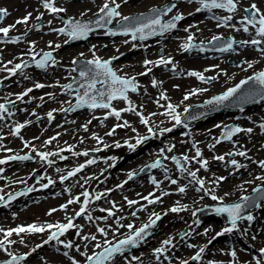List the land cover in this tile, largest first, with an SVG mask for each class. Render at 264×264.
Returning a JSON list of instances; mask_svg holds the SVG:
<instances>
[{"label":"rangeland","instance_id":"374dc122","mask_svg":"<svg viewBox=\"0 0 264 264\" xmlns=\"http://www.w3.org/2000/svg\"><path fill=\"white\" fill-rule=\"evenodd\" d=\"M26 1H34L35 4L27 6L24 4ZM167 1L170 0H116V3L120 4L118 11L121 16H126L134 12L150 10ZM105 2L106 0H76L73 2L70 0H55V6L64 8L66 11L53 14L43 7L42 0H0V8H5L8 12V15L0 21V27L12 26L7 37L0 34V81H4L5 84L2 92H0V104L8 101L14 102V107L4 112L2 114L4 118L0 120V143L14 146V150L6 147V176L0 174V187L7 189L6 185H10L13 188L24 186L31 188L35 183L32 178V173L35 170L41 171L43 176L47 178L46 182L43 177L39 178L42 184L45 185L52 177L56 185L59 182L57 180L59 177L67 176L73 170V166L79 167L80 162L87 160L82 153L87 152L89 154L90 150L97 149L101 154L100 158H96L100 159L97 160V164L82 175L83 179H80V177L71 179L74 186L73 190L63 191L58 196L46 195V198L39 197L32 203H25L23 207L16 206L12 211L15 213L17 208L21 210L22 217H19V219L15 217L16 215L10 216L8 211L0 213V229L6 232L9 229L20 226L26 227L31 224L64 223L72 216L74 219L79 205L77 202L68 204V201L70 199L75 200L77 197L82 200L83 193L93 189L96 185L93 183L94 179L100 177L102 178L101 187L106 191L101 195V198L104 199L103 202H106V206H110L109 209L114 212V216L110 219L107 214L104 216L98 214V218L109 220L108 226L103 227L107 235L99 233L94 228L96 240L92 241L91 248L86 250L88 255H94L104 247L113 245L120 239H126L141 226L148 223L150 217L154 219L155 217L152 214L157 213L164 217L158 228L159 230L154 236L142 243L139 248L132 249L133 253L146 251L145 256L140 257L138 261L133 259L127 262L125 255L118 254L110 259L107 264H174L178 260L177 264H181L182 261H188V264H191V258L201 247L211 246V249H213V244L214 246L217 245L219 239L210 230L205 234V230L208 229V227H204L205 225L199 229V236L193 239L191 236L197 223L195 222L194 225L188 227L189 223L194 220H198L200 223L218 221L228 225L226 215L219 217L213 214V218H210L209 215L202 212L203 209L222 201L227 203L239 201L245 195L253 192L257 185L264 184L262 179H257V177H264V168H261L258 163L264 161V131H251L245 138L246 146L241 144L233 146L227 152L228 154L229 152L235 153L247 150L249 156L247 160L242 156L230 157L227 154L224 155V161L208 160L207 155L202 154L201 158L208 161L207 169H204L200 167L197 159H194L196 149L217 145L216 140L220 139L224 127L229 123H238L242 129L251 128L252 125H247V121L243 124L247 120L244 116L252 118L253 114L259 115L260 112L258 119L264 122V106L255 110L251 109L243 115H232L227 111L226 113L230 114L228 118H225L222 113V116L220 114L214 116L216 120L202 118L188 123L189 135H187L188 131L182 128L183 123L177 128L175 121L170 116L162 113L166 112V106L169 103H186L185 108L189 107L222 92L226 88H230L243 78L253 75L259 70H264V52L259 50L264 48V42L255 46V52L245 49L240 43L236 45L238 47L234 46V48L236 47L235 54L228 55L229 51H227L224 54L207 56L208 53L202 55L201 51L198 50L181 55L182 50H184L181 46L189 43L188 37L190 35L193 37L190 43L208 42L214 36L232 37L240 40V42L258 38L255 36V29L251 26H249L250 37L247 36L239 22L245 16L244 10L253 3L260 9L261 14H264V0H235L237 3L235 13H229L225 10H210L211 13L204 11L198 12L199 14L196 9L201 5L196 0H191V2L190 0H179L171 15L181 14L184 20L178 26V29H174L167 35L171 39L161 40L157 44H154V42H135L131 36L108 38L105 35L106 32L101 30L93 32L86 42L75 44L78 49H74L76 48L74 45L65 46L68 36L57 31H49L63 27L64 21L60 19L62 13L76 18L93 17L99 13L100 7ZM107 2L110 3V0H107ZM190 8L196 11L192 16L187 12ZM28 13H31V18L27 24L16 23L17 20L22 19ZM229 15L233 19L224 24L223 18ZM37 16L42 18L38 20L36 19ZM42 21H44L43 24H41ZM16 37H19L16 43L8 42ZM57 45L59 47H56ZM94 45L96 47L91 50L89 46ZM82 47H85V50ZM47 50H55L54 60L56 63H52L45 72L38 69H28L30 71L12 76L9 71L5 70L13 68L24 59L32 58L34 54H40ZM160 50L164 51L161 56L165 59L170 58L172 64L157 66L153 63L146 67L144 65L145 60L155 62L161 58L159 55ZM85 51L89 55L83 54ZM124 53L123 59L115 63L114 68L123 77L136 78L138 91L131 93L128 99L136 108V111L149 119L148 125L142 124L140 117L134 112L121 113L119 120L114 117L110 127H105L99 120L92 121V118L84 116L89 110L76 114L72 111H63V109H68L76 100V92L66 91L63 87L77 74L73 70V61L76 58L94 59V57H99L100 59H107ZM180 56H184V58H180ZM222 56H226V59L223 60ZM201 57L207 60L197 61L194 59ZM249 63L252 67H248ZM173 67L175 68L174 71ZM148 68L151 69L150 72L147 71ZM191 71L199 72L204 77L214 79L210 83L205 80L201 81L195 76H189L188 73ZM145 72H147L146 75H141ZM191 79L193 82H191ZM153 80L157 81L155 87L152 84ZM36 83H41L45 87L35 88ZM189 83L195 87L196 93L206 92L208 95L198 94L197 99L185 100V95H188V97L193 96V94L187 92L186 86ZM223 85L226 87L224 88ZM29 88L33 90L28 95L23 96V100L18 99V96ZM215 90L217 91L213 92ZM162 93L167 99H160ZM127 104L126 101L117 100L112 103V107L117 106L120 109ZM174 106H176V112L181 117V114L185 113V108L182 109L179 105ZM107 110L102 108L99 111L105 112ZM9 112L11 115L8 114ZM49 112L53 116L51 120L48 118ZM125 121L128 122V126L116 127L118 124L123 125ZM218 121L224 122L218 124ZM18 124H24V129L19 134H13ZM85 125L87 130H85ZM165 125H169L167 128L172 130L176 129L177 132L170 131L161 134L160 130ZM149 127L152 128L151 133L148 131ZM113 128H115L113 134L108 135L107 133L111 132ZM241 134L240 132L237 136L239 137ZM53 137L55 139H52ZM142 137H150V140L138 144L141 146L136 155L138 157H129L128 154H130L131 148L127 147L125 143L129 140L137 141ZM49 140L51 142L45 144ZM231 141H221L220 143ZM117 144L120 146L117 147ZM169 147L172 148V151L167 150ZM20 148H24L25 151L30 150L35 156L36 162L10 169L9 161H7L8 156L17 153ZM47 149H50L53 153H60L58 158L63 157L62 161L51 168L47 165L46 160H42L38 155V153H46ZM132 149L134 150V148ZM175 155L182 158L184 156L189 157L184 165L187 171L182 173L177 168L176 163L171 159ZM158 158H162L166 165L163 169H157L149 175L142 176L148 180V186L140 185L142 177L133 182L130 181L129 173H138ZM233 158L239 164L251 167L252 173L250 175L243 174L240 179H236V184L231 185L228 176L231 166L230 160ZM71 159L72 161H70ZM219 164H223V168H220L216 176L213 177L212 172L218 169ZM95 171L98 176L89 178L88 176ZM165 171L168 172L166 175L168 178L163 179L160 174ZM190 171H196L197 179L204 180V188L201 191L196 190L200 186L192 181V178L188 175ZM153 177L156 178L159 187L152 183ZM220 177L224 179H218ZM68 178H71V176ZM171 179L177 180L178 183L172 184ZM225 179L228 180L225 181ZM242 181L245 183H242ZM179 187H185V192L180 193L178 191ZM109 189H113L114 192L111 193ZM121 189H127L128 199L116 205H111L108 201L114 199ZM0 193L2 192L0 191ZM164 193H168V195H164ZM212 195L221 199L214 201L211 199ZM144 197L156 202L149 204ZM38 200L42 204L37 206L35 203ZM129 200L137 203L130 206L128 204ZM62 205H67V208H62ZM173 207H180L183 210L172 212L170 209ZM263 208L264 203L261 204L259 209L250 211V215L254 217L252 221L242 220L237 223V228L231 233L235 238L225 239L228 246L226 250H220L216 254L212 252L207 255L201 253L200 260L195 264H256L257 259H260L264 264V256L259 252L260 249H264ZM51 209H56V211L51 212V215H49ZM77 218L78 220L82 219L84 215ZM97 222L100 224L99 220ZM16 223L20 224L17 225ZM181 224L186 225V227ZM128 225L133 227L129 228ZM55 230H46L43 233L24 232L19 235L13 233L9 237L13 243L11 245L6 244L4 249H0V261H7L10 258L9 253H11L12 255L27 254L28 258L23 264H73V261H76L77 264H87L86 257L84 256L85 259L83 260L82 255L77 251V248L80 251L84 249L82 240L80 242L75 240L78 231H67L59 237V240L64 243L71 242L72 248H65L64 243L52 240L51 244L55 245L54 250L48 247L47 252L43 251L42 255L37 250L31 253L33 248L30 245H33V242L42 240V238L47 239L51 232ZM84 231L88 232L89 230L85 228ZM4 232H0V239H4ZM185 233L187 234L185 235ZM44 235L47 238L42 237ZM153 238L157 239H154L149 245ZM169 239L171 243L163 245L162 242ZM241 239L244 242L243 246L248 247L250 253L238 254L236 252V256L232 257L231 252L233 250L231 248H233L236 240ZM179 241L187 243L182 248L180 245L175 246ZM97 244L100 245L99 248L96 247ZM161 247L164 248L163 253L156 254L154 250ZM244 247H238V250L242 251ZM56 249L60 250V253Z\"/></svg>","mask_w":264,"mask_h":264},{"label":"snow or ice","instance_id":"6c2138e0","mask_svg":"<svg viewBox=\"0 0 264 264\" xmlns=\"http://www.w3.org/2000/svg\"><path fill=\"white\" fill-rule=\"evenodd\" d=\"M191 2V0H190ZM197 2L201 5V7L197 8L196 11L200 12L202 9H208V10H212V9H224L229 13H235V11L237 10V3L235 2V0H197ZM42 4L43 7L45 9H47L50 13H61V12H65L66 9L64 8H58L55 6V0H42ZM175 5H171L170 7H166L165 9H163L162 11L159 9H153L151 10V14L148 16H145L144 14H141L138 17H134V18H129L127 16H121V13L118 11V9L120 8V4L116 3V0H110V3L106 2L103 4L102 7H100L99 9V13L97 14L99 16V18L95 21V25L98 27H105L107 24H111L112 23V19L115 17H120L121 18V30H122V34L127 36L129 34H131L132 40H136L138 38V34H139V39H146L147 36L149 35H155L158 34V30L159 33L162 34L163 32L170 30V29H174L176 28L177 21H180L182 19H184V17L182 15H177L175 17H173V19L167 23H162L160 16L163 14H166L167 12L172 11V8H174ZM245 12L248 13V15L244 16L242 18V20L239 22L242 25V30L247 33L249 32V26H251L252 28L255 29V36L258 38H252L250 41H242L240 42L242 45H261L262 42H264V14H261L260 9L257 7L256 4H251L250 9H245ZM8 12L7 9L5 8H0V19H3V17L7 16ZM31 18V13H28L26 16H24L22 19L17 20L16 23L17 24H27L29 19ZM41 16H37L36 19H41ZM233 19V17L231 15L226 16L223 18V22L224 24H227L228 21H231ZM131 20V22H129ZM50 23V22H49ZM91 23L92 22H81L79 20H74V19H70L65 21V27L59 28V29H54V31H57L61 34H64L66 36L69 37V39L71 40H78V39H84L87 38L88 34L90 32L93 31V28L91 27ZM12 26L9 27H0V34H3V36L7 37L9 31L11 30ZM234 27V26H233ZM239 30V29H237ZM187 31V29H186ZM109 34L111 35H116L117 33L112 31L111 29H109ZM193 39V37L190 35L188 37V41L189 43H185L183 44L181 47L184 48L185 50L191 49L193 47H196L195 45H192L190 43V41ZM19 40V37H16L14 39H11L8 42L11 43H16ZM222 38L218 37V36H214L213 37V43L214 44H219V46L217 47L216 50L224 52V51H229L233 49V45L236 43V41L234 40H227L222 42ZM127 42V41H126ZM56 47H59V45H57ZM260 51L264 52V48H260ZM115 59V58H114ZM33 60L35 61L36 67L38 68H45L46 65L49 63V61H51L53 64L56 63V61L53 59L52 57V53L51 52H46L43 54V57L39 60H36V57L33 56ZM11 63V62H9ZM73 63H77V61H73ZM111 60H101L99 57H94V59L89 60L86 62V64L84 65L83 69L79 72V76L81 78L82 81H85L83 83H80V88L84 89V91L81 93L79 91V89H77V94H76V103L74 106L68 108V109H63V111H75L78 108L81 107H87L89 109H96V108H103V109H109V112L107 113V115L105 116V119H107L108 116H114L117 120L120 119L121 117V111H125V112H134L137 116L140 117V122L144 125H148L149 124V119L145 118L140 112L136 111V108L132 105L131 101L128 99V95L127 93L129 91L131 92H136L138 85L136 82V78L135 77H123L120 75H117V72L113 70V68L111 67ZM155 63L157 66L164 64V65H168V64H172V60L169 59H165L163 58V56H161V58L158 61H149V60H145L144 61V65L147 67V65L149 64H153ZM27 65L24 64H16L13 68L11 69H5L7 71H9L12 75H15L17 70L22 69L23 67H25ZM248 67H252V65L249 63ZM75 70V69H73ZM175 70V68L173 67V71ZM148 72L151 71L150 68L147 69ZM147 72L145 73H141V75H146ZM189 76H195L198 79H200L201 81L205 80V77L203 76V74L199 73V72H195V71H191L188 73ZM214 79V78H213ZM250 80H254L256 84L260 85L261 87L258 89H251L249 90V92L247 94H245L244 96L241 97L242 101H247L249 98H253L254 96H259L260 99H264V71L257 73L254 77H249L248 80H242L240 82V84L236 85L233 88H229L224 94L220 95V96H216L214 97L212 100H209L207 103L209 104H220L223 103L224 101L229 100L230 97L234 96V94H236L243 85L248 84ZM106 85L107 88L106 90L104 88H97V85ZM153 86H157V81L153 80L152 81ZM45 87V85L41 84V83H36L35 84V88H43ZM65 89H72V84H68V85H64L63 86ZM33 89L29 88L27 89V91H25L22 95L18 96V99L23 100V96L28 95L29 92H31ZM191 94H196V92H192ZM189 97L188 95H185L184 99L187 100ZM123 100L126 101L128 103V107L124 108L122 110H117L115 108H112V101L113 100ZM160 99H167V97L162 93L160 96ZM167 110L166 112L162 113L163 115H167L170 116L171 119L173 121H175L176 125H180L182 124V120L180 115L176 112V106L172 105V104H168L167 106ZM8 109L4 104H0V120H2L3 117V113L7 112ZM185 112L188 111L187 108L184 109ZM9 115H11V113H8ZM154 115V114H153ZM48 118L49 120H51L53 118L52 113L49 112L48 113ZM25 125L24 124H18L16 125L15 129H14V133L13 134H19L21 128H23ZM124 126H128V122L125 121L123 125H116V127H124ZM186 126V125H185ZM260 127L262 129H264V124L260 125ZM85 130H87V126L85 125ZM115 131V128H113V130L109 133H107L108 135H112L113 132ZM148 131L151 133L152 132V128L149 127ZM172 131V129L170 128H165L161 130V134L163 132H170ZM241 131H246V132H251L252 129H241L240 127H233V126H227L226 129L222 132L221 138L216 140V143L219 144L222 140H232L233 135H235L236 133H239ZM98 140L99 138L96 137ZM149 137H142L140 139H138L136 141V144H140L143 141H146ZM52 139H55V137H53ZM51 140L46 141V143H50ZM102 142V141H101ZM117 147H119L120 145L117 144ZM129 148H134V145L129 144L128 145ZM215 145H210V149L214 148ZM195 147V145H194ZM168 151H172V148L169 147L167 149ZM163 152V150H161ZM83 155L87 156L88 153L84 152L82 153ZM38 155L41 157L42 160H46L48 161V157L50 155H57V153H38ZM228 156L232 157L235 155L238 156H242L245 157L247 154L244 151H239V152H229L227 154ZM202 157V153L200 151L199 148L196 149V153H195V158L197 159V162L200 163V167L207 169V165H208V161L204 160L201 158ZM30 157L28 156H24V157H10V159H29ZM217 160L220 161H224L225 157L224 156H216L214 157ZM61 159H63V157H61ZM175 163L177 168L183 173L185 171H187V169L184 167V165L181 164L180 159L176 158L175 156H173L171 158ZM184 161H188L189 157L188 156H184L183 157ZM5 160H0V164L5 163ZM49 164H51V161H48ZM88 164H92L95 163L94 160H88L87 161ZM259 166L261 168H264V161H259ZM230 164L232 166H235L237 169L241 168V167H246V165H241L239 164L234 158L230 160ZM160 166V161L157 160L156 162H154L153 164L149 165V167L151 168H156ZM83 167H85V165H80L79 167L73 169L72 171H70L68 173L67 176H61V182H63L65 179H67L69 176H74L76 175V173H78L79 171H81L83 169ZM59 171V170H58ZM132 173H129V178H132ZM188 175L192 178V181H194L195 183H197L200 187H198L196 190L197 191H201L204 188V180L202 179H197V172L196 171H190L188 172ZM168 178V177H166ZM220 180L224 179L223 177L218 178ZM257 179H264V177H257ZM49 184L53 183V181L49 180L48 181ZM153 184H156L157 187H159V185L157 184V181L153 178L152 180ZM171 183L172 184H177V180L175 179H171ZM44 187H47V185H44ZM32 189H29V191H31ZM186 188L185 187H179L178 191L180 193L185 192ZM254 192L258 193V195L256 197H242V199L244 201H248L251 204L255 205V206H259L258 204H256V201L258 199L264 198V188H255L253 189ZM21 195L23 193H20ZM164 195H168V193H164ZM83 196L85 197L84 203L81 206L80 210L76 213V216H80L82 214H85L86 209H87V204H88V196L89 193L88 192H84ZM101 196L98 194L96 196V199H100ZM4 197L0 196V201H3ZM9 199H14L13 196H9ZM145 200H148V203H155V200H150L148 197H144ZM212 200H220L221 198L212 195L211 196ZM79 201V197H77L75 200H69L68 204H73ZM137 203L136 201H128V204L131 206L132 204ZM62 208H67V205H62ZM245 207H247V205H242L240 203H234V204H230V205H223L220 207H216L214 209V211L217 214H227L228 217V223L231 225V227H225L223 228V230L219 233H217V236H222L225 233H230L233 230H235L237 228V221L238 220H242V219H247L248 221H252L254 219V217L252 215H247L244 216L242 215V213L245 210ZM183 210L180 207H173L170 209V211L172 212H179ZM56 211V209H52L49 212V215H51V212ZM101 211H104L103 209H101ZM108 215L111 216L113 215V213L111 211L108 212ZM133 215H135V213H133ZM155 218L152 219L150 217L149 222L144 224L141 228H139L138 230L135 231L133 236H129L126 239L120 240L117 244L109 246V247H104L103 251L99 252V253H95L94 255H88L86 252L85 253H81V255H84L86 257V261L87 264H105V261L110 260L113 257V254L115 253H122L125 249L126 246L128 245H135L137 243L138 240L142 239L144 234L146 233V230L149 229L150 227L154 226L157 221H159L161 219V215L157 214V213H153L152 214ZM193 215H195V213H193ZM87 219L91 220L92 217L90 215L87 216ZM197 224H199V221H195ZM117 223H119V221H117ZM73 227H75V225L73 224V221L71 218H68V222L67 223H57V224H47V225H37V224H31L28 226H20L17 227L15 229H9L6 232H4L3 229H0V232H4V239H0V249H4L5 245H11L13 243V241H11L9 239V237H11L13 235V233L19 235L20 233H24V232H29V233H43L46 230H51V229H56V231L51 232L50 236L48 237V240H45L44 243H48L49 241L55 240L58 243H64L62 241L59 240V237L64 235L69 229H72ZM129 228H132V225H128ZM100 233L107 235V233L105 232V230L103 228H98L97 229ZM207 233V230H205V234ZM79 234V233H78ZM187 233H185L186 235ZM83 239L88 240L89 237L85 236L83 237ZM91 240L95 241L96 237L93 235L90 237ZM21 243H23V241H21ZM163 245H168L171 243V240H165L162 242ZM191 247V245H189ZM39 247V245H38ZM64 247L65 248H72L73 245L71 242H67L64 243ZM96 247H100L99 244L96 245ZM6 250V249H5ZM77 250L79 251V249L77 248ZM204 248L201 247L200 250L191 258L194 261H198L201 258V253L204 252ZM156 254H161L164 251V248H157L154 250ZM260 252L262 254V256H264V249H260ZM11 259L6 261V264H20L21 261L25 260L26 257L25 256H16V255H12L11 253H9ZM65 255H67V253H65ZM231 256L235 257L236 256V252L232 251L231 252ZM157 258H159V256H157ZM133 259H137L136 257H133ZM73 264H77L76 261H73ZM181 264H188V261H182ZM256 264H262V261L260 259L256 260Z\"/></svg>","mask_w":264,"mask_h":264},{"label":"bare ground","instance_id":"6f19581e","mask_svg":"<svg viewBox=\"0 0 264 264\" xmlns=\"http://www.w3.org/2000/svg\"><path fill=\"white\" fill-rule=\"evenodd\" d=\"M38 1V0H37ZM24 4L25 5H27V6H31V5H33V4H35V2L33 1H26V2H24ZM23 4V5H24ZM187 12L188 13H193L194 11L190 8V9H188L187 10ZM12 21V20H11ZM198 23V22H197ZM29 27V26H28ZM247 36H249L250 37V32H247ZM76 48H74V49H78V46H75ZM96 47V45H94V46H89V48L91 49V50H93L94 48ZM242 47H244L245 49H247V50H250L251 52H255V46H253V45H251V44H248V45H243ZM82 49H84L85 50V47H82ZM72 51H74V50H72ZM231 53H233V54H235L236 53V49H235V51L234 50H232V52ZM230 53V54H231ZM83 54H86V55H89L88 54V52L87 51H85ZM223 58V60L224 59H226V57H222ZM195 60H197V61H205V60H207V59H205V58H194ZM191 82H193L192 81V79H191ZM223 86H225V85H223ZM187 92H189L190 94L192 93V92H194L195 91V87L191 84V83H189L187 86ZM217 90H215V91H213V92H216ZM198 94L199 95H203V96H206V95H208V94H206V92H204V93H196V94H194L193 96H189V98L187 99V101H189V100H194V99H197L198 98ZM185 104L186 103H183V104H177V103H173L172 105H179L181 108H185ZM133 105V104H132ZM128 107V104L124 107V108H127ZM112 108H115V109H117V110H122V109H124V108H120V109H118V107L116 106V107H112ZM109 112V109L107 110V111H105V112H103V111H101V112H97L96 114H93V112L92 111H90V112H86L87 114H84V116H87V117H90V119L92 120V121H97V120H99L100 121V123H103L104 124V126L105 127H110V125L113 123V118H114V116H108L107 117V119H105V116L107 115V113ZM125 111H121V113H124ZM259 115H260V112H259ZM259 115H257V114H253V117L252 118H250V117H246V116H244L245 118H247V120H245L244 122H243V124H245V122L247 121L248 122V124L247 125H252V127L250 128V129H252V131H259V130H262L261 128H260V125H262V124H264V122L263 121H261V120H259L258 119V116ZM230 116V114H226V115H224V117L225 118H228ZM256 116V117H255ZM213 120H216V118H213ZM224 121H218V124H221V123H223ZM242 124V125H243ZM186 125V126H185ZM169 125H165L162 129H165V128H167ZM183 129H186L187 131H188V133H190V131H189V129H188V126H187V124H184L183 125V127H182ZM161 129V130H162ZM247 129H249V128H247ZM161 130H160V132H161ZM248 133L249 132H246V131H242V134L239 136V137H236L233 141H231V142H227V143H219V144H217V145H215L214 146V148H211L210 149V147L209 146H207V147H199V149H200V151H201V153L202 154H206L207 156H206V158L208 159V160H216L214 157H216V156H224L225 154H227V152L231 149V147H233V146H238V145H247L246 144V142H245V138L247 137V135H248ZM176 138V137H175ZM129 144H132V145H134V150H132L131 152H130V154H128L129 155V157H131V158H136V157H138V156H136L138 153V151H139V149L141 148V146L140 145H138V144H136V141L135 140H129L127 143H125V145L127 146V147H129L128 145ZM2 144H0V153H3L2 154V156L0 157V160H4L5 159V153L4 152H2L1 150H2ZM153 148V147H152ZM134 151H136V153H134ZM246 152V156H245V160H247L248 159V152L247 151H245ZM132 153H134L133 155H131ZM84 158H86V157H84ZM88 160H94V159H92V158H90V159H87V160H83L82 162H80L79 164L80 165H82V164H85L86 166L80 171V172H84V171H86V169H88L89 167H92L93 165H96L97 164V162L95 161V163H92V164H88L87 163V161ZM4 164V163H3ZM3 164H0V174L1 175H5L6 176V174H5V168L3 167ZM73 168L75 169L76 168V166H73ZM217 170L216 171H214V172H212V176L213 177H215L216 176V173H217V171H219V169L220 168H223V164H219L218 166H217ZM229 170H230V172H229V176H228V178H229V180H231V181H229L230 183L229 184H231V185H233L234 183H235V181H236V179H240L241 177H242V175L243 174H248V175H250L251 173H252V169H251V167H249V166H246V167H241V168H239V169H237L235 166H230V168H229ZM167 171H165V172H163L162 174H160V177L161 178H163V179H166V175H167ZM154 178V177H153ZM154 179H156V178H154ZM228 179H225V181H227ZM262 181L264 182V179H262ZM262 182V183H263ZM148 180L146 179V177H143L142 179H141V182H140V185L141 186H148ZM242 183H245L244 181H242ZM236 184V183H235ZM36 186V184H34L33 185V187H35ZM238 186V185H237ZM97 187L98 186H96V188L94 187L92 190H89L88 191V193H89V196H88V204H87V209H86V211L88 212V214H87V216L88 215H90L91 217H92V219L91 220H89V219H87V216H86V218H84V219H81V220H73L72 219V221H73V224L75 225V227H73L72 229H69L68 230V232L69 231H74V232H76V231H78V235H76V237H75V240H78L79 242L82 240V242H83V247H84V249H83V251H78L79 253H80V255H81V253H85V252H87L86 250H89L90 248H91V242L93 241V240H90V241H87V240H85V239H83V237H85V236H87V237H89V239H90V236H95L96 237V234L94 233V228H96V229H98V228H103V227H105V226H108V222H109V220H105V219H103V218H98L97 216H98V214L100 215V216H104L105 214H107L108 215V212L110 211V209H109V207L110 206H106V202H104V203H101V201H100V199H96V196L99 194L100 195V192H103L104 191V188H101L100 189V192H99V188L97 189ZM37 189H39V191H37V193H35V191L34 192H32L31 193V195H33V196H35V197H45L46 195H45V192L47 191V190H50L51 191V189H49V188H47V187H43V186H40V185H37ZM6 190V188H4L3 189V191H5ZM51 192H53V191H51ZM128 199V191H127V189H121V190H119L118 192H117V195H116V197L114 198V199H111V200H109L108 202L111 204V205H116V204H118V203H121V202H123L124 200H127ZM84 200H85V197H83L82 198V200L80 201V203H81V206L83 205V203H84ZM51 202H54V201H51ZM101 209H103L104 211H101ZM264 209V208H263ZM5 211H8V209L7 210H5ZM111 212L113 213V215H111V216H109L110 217V219H112V217L114 216V212L111 210ZM190 219V218H189ZM97 220H99V222H100V224L97 222ZM194 220V219H193ZM197 221V220H196ZM68 222V221H67ZM67 222H65V223H67ZM190 222V221H189ZM195 224V220L193 221V222H190L189 223V225H188V227L189 226H191V225H194ZM183 227H186V225H184V224H181ZM205 225V226H204ZM208 227V229H207V231L208 230H210L211 231V233L212 232H214L215 233V235H217V233H219V232H221L222 230H223V228H225V227H229V226H227V225H224L223 223H220V222H218V221H215V222H213V221H207V222H205L204 224L202 223L201 225H195L194 226V229H195V231H194V233L192 234V236L191 237H193V239H195L197 236H199V234H200V232H199V229L201 228V227ZM85 228H87V230H89L88 232L87 231H84L85 230ZM79 231H81V232H79ZM87 232V233H86ZM231 233V232H230ZM232 234H229V233H225L224 235H222V236H217V239H219L218 241V244L217 245H215V246H213V249H211V246H205L204 247V252H203V254H205V255H207L209 252H212V253H214V254H216V253H218V251H220V250H226L227 249V241H225V239H232ZM45 240H48V239H44V240H42V241H35V242H33V244L34 245H36L37 247V249H38V251L40 252V254L42 255V252H43V249H46V248H48V247H52L51 245L49 246V242L48 243H44V241ZM154 240H151L150 242H149V245L153 242ZM40 242V243H39ZM86 242H88L87 244H86ZM242 242V241H241ZM241 242H236V244H235V246H234V248H232V250L233 251H235V252H237L238 254H240V251L238 250V249H236V247H240L241 245H242V243ZM178 244H181V242H178L175 246H177ZM185 243H183L182 245H184ZM38 245H39V247H38ZM144 250V249H143ZM247 250V249H246ZM57 252L58 253H60V250H57ZM145 254H146V251L144 252V251H139V253L138 252H135V253H133V252H129L128 254H126L125 255V260L128 262V261H132L133 260V257H136L137 259H135L134 261H138V260H140V257H143V256H145ZM82 257H83V260L85 259L84 258V255H82ZM179 261V260H178ZM178 261H176L174 264H177L178 263Z\"/></svg>","mask_w":264,"mask_h":264},{"label":"water","instance_id":"95a60500","mask_svg":"<svg viewBox=\"0 0 264 264\" xmlns=\"http://www.w3.org/2000/svg\"><path fill=\"white\" fill-rule=\"evenodd\" d=\"M174 3H169V4H167V5H165L164 7H162V8H160L159 10H163V9H165L166 7H170L171 5H173ZM168 13V12H167ZM142 14H144L145 16H148V15H150L151 14V11H149V12H146V13H142ZM141 14H134L133 16H129V18H134V17H138V16H140ZM164 15V14H163ZM163 15H161L160 16V19H161V22H162V18H163ZM99 18V16H97V17H95V18H93V19H89V20H87V19H82V20H79V21H81V22H85V23H87V22H92L91 23V27L93 28V30H95V29H99V28H101V27H98V26H96L95 25V21L97 20ZM114 19V18H113ZM113 19H112V21H113ZM129 22H131V20L129 21ZM120 25H121V21L119 22V24H118V26L117 27H110V24H107L105 27H103V28H106V29H111L112 31H114V32H116L117 34H122V30H121V27H120ZM158 34H159V30H158ZM156 35V34H155ZM155 35H149V36H147V38H149V37H152V36H155ZM138 39H139V34H138ZM77 69H78V71L80 72L82 69H83V67H84V65L86 64V61H77ZM76 81H77V83H76V87L79 89V91L82 93L83 91H84V89H82V88H80V83H83V82H85V81H82L81 80V78H80V76H78L77 78H76ZM261 86L260 85H258V84H256L255 82L254 83H252V84H250V85H243L242 87H241V89L243 88V90L246 92L245 94H247L248 92H249V90H251V89H258V88H260ZM98 89L99 88H104L105 90H106V88H107V86L106 85H103V86H101V87H97ZM244 96V95H243ZM242 97V96H241ZM241 97H238V98H236V99H230V100H228V101H226L225 103H224V106H228V107H235V106H243V105H245V104H248V103H251V102H253V101H256V100H260V98H259V96H254L253 98H249L246 102L245 101H242L241 100ZM203 107V106H207V104L205 105V104H203V105H197L196 107H193L192 109H191V111L192 110H194L195 108H200V107ZM186 121H189L190 120V117H186V119H185ZM257 196V195H256ZM261 199H263V198H261ZM261 199H258L257 201H256V204H258V202L261 200ZM247 203H245L244 205H247V207H245V210H244V212L246 211V210H248V209H252V208H254L255 207V205H253V204H251L250 202H248V201H246ZM244 212L242 213V215H245L244 214ZM156 226V224L153 226V228ZM153 228H151L150 230H152ZM144 238V237H143ZM142 238V239H143ZM142 239H140V240H142ZM140 240H138L137 241V243L140 241ZM136 243V244H137ZM135 244V245H136ZM131 246H133V245H128L127 246V249L129 248V247H131ZM124 250H126V247H125V249Z\"/></svg>","mask_w":264,"mask_h":264}]
</instances>
